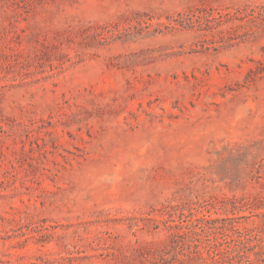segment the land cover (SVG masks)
<instances>
[{
    "label": "rangeland",
    "instance_id": "374dc122",
    "mask_svg": "<svg viewBox=\"0 0 264 264\" xmlns=\"http://www.w3.org/2000/svg\"><path fill=\"white\" fill-rule=\"evenodd\" d=\"M237 254L264 264V0H0V264Z\"/></svg>",
    "mask_w": 264,
    "mask_h": 264
},
{
    "label": "trees",
    "instance_id": "16d2710c",
    "mask_svg": "<svg viewBox=\"0 0 264 264\" xmlns=\"http://www.w3.org/2000/svg\"><path fill=\"white\" fill-rule=\"evenodd\" d=\"M235 260H238L237 262H239V264H249L250 262V259H248V257L237 254L236 256L230 259L229 264H233Z\"/></svg>",
    "mask_w": 264,
    "mask_h": 264
}]
</instances>
